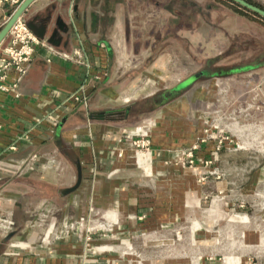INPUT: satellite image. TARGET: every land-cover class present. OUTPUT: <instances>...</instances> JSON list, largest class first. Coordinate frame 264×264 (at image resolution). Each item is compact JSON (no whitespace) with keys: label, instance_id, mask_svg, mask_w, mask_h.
Instances as JSON below:
<instances>
[{"label":"crops","instance_id":"1","mask_svg":"<svg viewBox=\"0 0 264 264\" xmlns=\"http://www.w3.org/2000/svg\"><path fill=\"white\" fill-rule=\"evenodd\" d=\"M14 8L0 1V26ZM168 9L157 1L140 0H31L26 5L24 21L46 18L42 38L54 31V42L49 43L63 51L81 44L91 67L85 74L82 64L36 45L17 83L18 95L0 91V213L10 209L16 221L8 238L0 231V264H264V172L258 171L261 166L253 170V157L240 149L214 151L212 141H203L194 150L195 165L183 168L167 162L174 147L195 141L199 121L206 125L203 115L208 112L199 106L214 97L216 88L205 86V79L260 67L264 60L204 67L124 105L121 109L127 114L118 119L105 114L88 118L80 102L66 97L80 83L88 99L109 88L106 83L117 71V59L142 57L137 45L142 27L154 35L158 10ZM6 38L7 32L0 44ZM99 68L107 74L93 79ZM145 113H154L155 123L150 133L151 162L144 169L128 161L127 153L110 155L107 146L116 139V128L142 124L140 115ZM11 143L14 149L7 147ZM46 144L59 154L64 168H75L77 162L80 166L79 184L62 207L69 204L76 213L78 208L82 212L94 208L102 216L109 217V211L117 216L113 224L112 219L106 223L104 230L110 232L99 238L101 243H93V238L85 242L75 232L55 239L49 237L50 229L42 233L40 227L24 223L19 213L27 208L24 196L52 197L61 190L58 186L71 185V172L61 176L41 169L43 173L21 174L24 157L41 153ZM211 168L218 174L207 173ZM30 183L40 193L30 194ZM20 187L26 194L14 199ZM233 188L238 189L234 195ZM174 229L182 236L176 247L180 250L171 253ZM184 235L193 246L186 253ZM133 237L131 251L127 243Z\"/></svg>","mask_w":264,"mask_h":264},{"label":"rangeland","instance_id":"2","mask_svg":"<svg viewBox=\"0 0 264 264\" xmlns=\"http://www.w3.org/2000/svg\"><path fill=\"white\" fill-rule=\"evenodd\" d=\"M145 1H157L158 5L166 4L169 9L168 11L158 10L154 35L145 33V29L142 27L141 42L137 44L141 49L142 57L125 56L117 59V68L115 69L117 71L109 74L106 83L109 88L102 89L93 98L92 96L87 98L85 110L88 118H101V114H105L104 117L108 119L125 117L127 112L121 109L124 105L194 74L204 67L216 64H256L264 60V16L233 0H140V2ZM252 1L264 6V0ZM170 19L172 21L169 22ZM168 23H171L172 26L170 27ZM153 43L154 47H152ZM146 53H151V56H143ZM213 57H216L215 60ZM213 77L205 79L204 85L215 86L214 97L202 101L199 110L208 109L209 113L205 118H217L222 130L220 132L215 130L213 126H217L218 123L212 119H207L209 123L206 125L213 128L201 126L199 121V125L196 126L198 135L195 141L188 146L179 145L169 151L168 164H175L183 168L195 165L194 150L198 147L199 142L220 140V147L216 151L244 150L254 159L253 170L256 171L261 166L258 171L264 172V65ZM90 99L93 101L88 104ZM119 113L122 115L119 116ZM140 116L143 117V129L148 133L146 137H143V141L141 135L134 132L132 126L127 125L124 131L121 130V127L116 128L117 137L109 141L107 147H109L110 155L116 156L118 139L123 142L130 141L133 146L137 144L136 148L139 150L148 151L146 152L148 156L146 164L142 166L145 169L151 162L150 133L155 121L149 125L144 120L145 118L154 120V113H145ZM213 132L217 134L214 138L209 136ZM202 136H205V140L200 141ZM120 143H118L119 146ZM193 144L196 146L191 148ZM123 152L127 153V150L123 149ZM32 153L24 157L23 164H21L22 169L18 168V171L22 170V175L36 171L43 173L41 169H48L50 173L61 174V176L65 174L67 176L71 172V183H69L74 182L75 168H64L59 154L52 152L49 144L44 145L41 153H35L34 158L30 157ZM17 161H20V158ZM16 164L20 166L19 163ZM202 176L199 175L198 179H203ZM67 186L69 185L58 187L63 189ZM20 188L15 191L13 198L16 197L20 200L21 193L26 194L24 193L26 189ZM37 188L38 186L30 183L29 193H37ZM236 190L238 189L233 188L232 195L237 193ZM59 192L56 190L52 197L43 199L24 196L22 201L27 208L19 211L20 215L24 217V223L40 227L42 233L44 230L50 229L49 237L54 236L55 239L68 232H75L84 238L82 226L87 228L92 225L89 240H84L91 242L90 240L93 238V243H101L99 238H106L107 230L99 228L98 224H106L110 218L107 215L103 216L105 218V222H103L99 211L97 212L94 208L85 212H82V208H78L76 213L69 204L65 205V208L62 207L68 200V196L73 195L74 192H60V194ZM3 211L0 213V222L4 223V220H8V231L15 229V212L10 209ZM6 212L7 214H5ZM63 217L73 224L71 228L64 227L63 232L59 233L60 227L63 229V226H59ZM79 221H82L81 225ZM172 235V246L169 252L175 253L180 250L176 247H180L178 242L182 235L180 230L177 232L175 229ZM135 239L133 237L127 243L131 251L134 249ZM187 242L184 235V253L193 247ZM157 244L162 247L168 246L161 242H157Z\"/></svg>","mask_w":264,"mask_h":264},{"label":"built area","instance_id":"3","mask_svg":"<svg viewBox=\"0 0 264 264\" xmlns=\"http://www.w3.org/2000/svg\"><path fill=\"white\" fill-rule=\"evenodd\" d=\"M0 1H7L10 4H13L14 7L20 2V0H0ZM36 45L43 46L47 50L48 53L53 54V55H57L64 60H69V61H73L75 63L82 64L85 68V74H87V73L89 74L91 63H90V60H89L86 52L83 50L81 44H78L77 46L72 47L70 51L57 50L56 48H54V46L52 44L47 42L45 39L36 36L26 26L24 19L21 18V16H18L17 18H15L13 20V22L9 26V28L7 30L6 40L0 44V91H3V92L11 91L15 96L18 95V92L16 90L17 83L19 82L22 75L25 73L28 62L31 58V55L34 51V47ZM105 75H106L105 69L99 68L94 73H92L91 76L93 79L98 80V79L104 77ZM66 97L68 99H70L71 101L80 102L84 107L87 106V96L84 92V84L83 83H80L77 86V88L73 92L69 93ZM204 110H207V112L209 113L208 109H204ZM208 113L203 115L204 119H206L205 117L208 115ZM207 119H212L214 122L218 123L217 126L216 125L213 126L216 131L218 130L220 132L222 130V128L220 127V123L217 121V118L210 117ZM144 120L149 125H151L154 121L152 118H145ZM201 126L207 127L208 125L201 124ZM213 127L208 126V128H213ZM132 128H133L134 132L141 135L142 141H143V137H146L148 135V134H145V133L142 134L139 131H136L133 126H132ZM141 128H143V124H141ZM121 130L124 131L125 126L121 127ZM209 136L214 138L217 136V134H215L213 132ZM203 140H205V136H202L200 138V141H203ZM119 142L124 144V147H126V148L129 147L130 145H132V142H130V141L123 142L120 139H118L117 145ZM219 142H220V140H217V142L213 141L212 145H213L214 151L219 149V147H220ZM144 144L145 145L147 144L146 141ZM135 145L137 146V144H135ZM140 145H143V144H140ZM136 146H133V147L135 148V150L137 152H142V153L148 152V151L139 150L138 148H136ZM195 146L196 145L193 144L191 146V148H194ZM7 147L9 149H14L15 143H11ZM116 151L118 153V156H120L123 152V148H121L120 151H118L117 146H116ZM35 155H36L35 153H32L30 157L34 158ZM147 158H148V156H146V161H147ZM146 161L144 163L134 162L133 164L135 166L142 167L146 164ZM207 173L214 174V175L218 174V172L214 168L207 170ZM203 177L204 176H202V178ZM98 211H99L100 216L105 220V218L102 216L100 210H97V212ZM82 221H85V220H82ZM82 221H79L80 225H81ZM114 222L115 221H111L109 224H113ZM86 223H88V222H86ZM72 224H73V222L66 220L65 223L63 222L62 224L59 225V226H63V229H62V227H60V230L58 232L59 233L63 232L64 227L71 228ZM91 226H88L87 228L82 226V228H84V239L85 240H89V238H90L89 233L92 230L90 228ZM8 228H9V221L8 220L7 221L4 220V223L0 222V231H2V233H3L2 236L6 235ZM49 233H50V231H49Z\"/></svg>","mask_w":264,"mask_h":264},{"label":"water","instance_id":"4","mask_svg":"<svg viewBox=\"0 0 264 264\" xmlns=\"http://www.w3.org/2000/svg\"><path fill=\"white\" fill-rule=\"evenodd\" d=\"M30 1L31 0H20V2L15 6V8L12 10V12L8 15L7 19L4 21V23L0 27V41L4 37L5 33L7 32L8 28L11 25V23L13 22V20L15 18H17L18 16H21L23 10L25 9L26 5ZM233 1H235L238 4H240L244 7H247L249 9L261 14L262 16H264V9L262 7L256 5V4H253V3L246 1V0H233ZM45 21H46V18H42V19L36 21L34 19V17H31L30 19L25 20V24L36 36L42 38L44 36L45 30H46V22ZM53 32L54 31H52L45 38V40L47 42H50V43L54 42L53 38H52ZM75 170H76V174H75L74 182L71 185L61 189L60 190L61 193L72 191L79 184L80 177H81V171H80V166H79L78 162L75 164ZM11 234H12V232H8L5 235V238H8Z\"/></svg>","mask_w":264,"mask_h":264},{"label":"bare ground","instance_id":"5","mask_svg":"<svg viewBox=\"0 0 264 264\" xmlns=\"http://www.w3.org/2000/svg\"><path fill=\"white\" fill-rule=\"evenodd\" d=\"M206 123H208V121H206ZM134 128H135L136 131H139L142 134H144V133L148 134L145 130H143V128H141V125H137ZM120 145L122 147L120 146L118 148L119 151H120L121 148L126 149L127 150V155L126 156L128 158V161H130L131 163H134V162H136V163H144L146 161V156H147L146 153L137 152L132 145H130L127 148L123 147L124 145L122 143H120ZM108 214H109V218L110 219H112L113 221L116 220L117 216L114 214V212L109 211ZM105 226H106V224H101V225L98 224L99 228L105 229Z\"/></svg>","mask_w":264,"mask_h":264},{"label":"trees","instance_id":"6","mask_svg":"<svg viewBox=\"0 0 264 264\" xmlns=\"http://www.w3.org/2000/svg\"><path fill=\"white\" fill-rule=\"evenodd\" d=\"M247 1H250L251 3H254L256 5H260L259 3L255 2V1H252V0H247ZM263 9H264V6L260 5Z\"/></svg>","mask_w":264,"mask_h":264}]
</instances>
